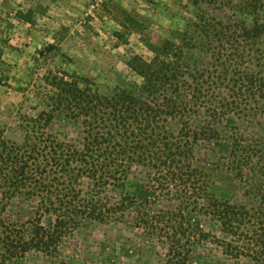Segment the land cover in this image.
Here are the masks:
<instances>
[{
    "label": "trees",
    "instance_id": "16d2710c",
    "mask_svg": "<svg viewBox=\"0 0 264 264\" xmlns=\"http://www.w3.org/2000/svg\"><path fill=\"white\" fill-rule=\"evenodd\" d=\"M252 21L251 28L241 31L245 40L264 32ZM193 28L204 34L213 30L198 17ZM55 49L51 44L45 51ZM149 50V61L136 55L127 62L141 78L134 92L121 84L102 93L91 80L67 74L52 78L55 94L49 112L80 121L82 148L46 133L49 112L26 120L21 143L5 139L0 130V211L16 198L37 200L33 218L0 224V264L30 251L56 252L64 235L81 220L124 223L127 217L150 238L167 243L165 264H192L191 250L206 240L189 222L192 214L208 216L225 234L239 238L240 227L264 217L263 142L231 130L222 166L233 179L224 183H218L214 172L203 169L194 155L198 144L219 138L214 125L223 117L264 114V76L224 61L213 73L225 84L205 87L200 82L204 71L190 67L182 44L165 40ZM205 73L212 78V72ZM200 110L208 120L194 126L192 117ZM170 120L180 124L176 134L167 127ZM252 174L261 183L252 181ZM84 178L92 183L88 193L77 188ZM239 186L243 197L258 203L256 207L236 200L233 192ZM108 191H119L118 200L112 202ZM163 203L169 205L160 208ZM45 215L54 216L49 228L41 224ZM225 248L235 258L246 255L244 246L226 243Z\"/></svg>",
    "mask_w": 264,
    "mask_h": 264
},
{
    "label": "rangeland",
    "instance_id": "374dc122",
    "mask_svg": "<svg viewBox=\"0 0 264 264\" xmlns=\"http://www.w3.org/2000/svg\"><path fill=\"white\" fill-rule=\"evenodd\" d=\"M197 1L195 6L191 0H0V130L4 138L21 143L26 120L53 109L54 76L89 79L102 93L121 84L134 92L141 78L127 62L136 55L149 61L153 56L149 46H160L165 40L188 50L190 67L204 71L200 82L205 87L211 82L219 87L225 84L216 79L220 74L213 73L224 61L232 68L238 65L264 76V32L253 40H245L241 32L253 26L252 20L264 27V0ZM197 17L213 30L194 32ZM185 33H190L186 40ZM51 44L56 49L45 51ZM208 71L212 78H207ZM52 111L46 133L82 148L80 121ZM204 120L208 118L200 110L192 117V125ZM214 126L219 138L198 144L194 155L203 169L224 183L233 179L222 166L231 130L239 129L249 140L264 143V114L245 118L230 114ZM167 127L176 134L180 124L170 120ZM251 180L261 183L255 174ZM91 186L84 178L77 188L88 193ZM234 191L236 200L248 208L257 206L242 196L240 186ZM119 194L108 191L106 195L115 202ZM36 207L37 200L16 198L0 211V224L33 218ZM53 222V215L41 219L46 228ZM130 222L128 217L124 223L81 220L64 235L56 252L30 251L6 264H165L167 243L150 238ZM189 222L206 239L191 250L192 264H264V217L240 227V238L225 234L218 222L200 213L189 216ZM226 243L233 248L244 246L246 255L226 254ZM1 248L0 244V252Z\"/></svg>",
    "mask_w": 264,
    "mask_h": 264
}]
</instances>
